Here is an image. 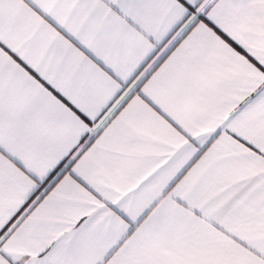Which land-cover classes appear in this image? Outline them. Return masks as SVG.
I'll list each match as a JSON object with an SVG mask.
<instances>
[{"label":"snow or ice","instance_id":"6c2138e0","mask_svg":"<svg viewBox=\"0 0 264 264\" xmlns=\"http://www.w3.org/2000/svg\"><path fill=\"white\" fill-rule=\"evenodd\" d=\"M0 264H264V0H0Z\"/></svg>","mask_w":264,"mask_h":264}]
</instances>
